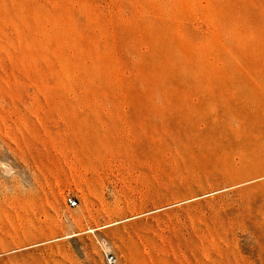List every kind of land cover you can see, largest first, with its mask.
<instances>
[{"label":"rangeland","instance_id":"obj_1","mask_svg":"<svg viewBox=\"0 0 264 264\" xmlns=\"http://www.w3.org/2000/svg\"><path fill=\"white\" fill-rule=\"evenodd\" d=\"M110 255L264 264V0H0V264Z\"/></svg>","mask_w":264,"mask_h":264},{"label":"built area","instance_id":"obj_2","mask_svg":"<svg viewBox=\"0 0 264 264\" xmlns=\"http://www.w3.org/2000/svg\"><path fill=\"white\" fill-rule=\"evenodd\" d=\"M67 205L69 208H74L77 206V201L73 198H68ZM106 261L108 264H116V258L114 255L107 256Z\"/></svg>","mask_w":264,"mask_h":264}]
</instances>
